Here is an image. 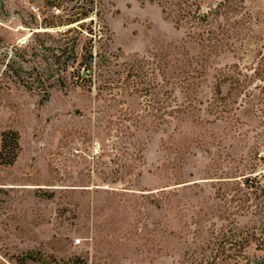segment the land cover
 Wrapping results in <instances>:
<instances>
[{
	"label": "rangeland",
	"instance_id": "obj_1",
	"mask_svg": "<svg viewBox=\"0 0 264 264\" xmlns=\"http://www.w3.org/2000/svg\"><path fill=\"white\" fill-rule=\"evenodd\" d=\"M81 1L0 0V264H264V194L242 182L264 185V0H192L211 48L156 1L92 0L109 68L94 55L85 79L68 67L31 88L5 73ZM156 49L186 71L140 91L126 64Z\"/></svg>",
	"mask_w": 264,
	"mask_h": 264
},
{
	"label": "trees",
	"instance_id": "obj_2",
	"mask_svg": "<svg viewBox=\"0 0 264 264\" xmlns=\"http://www.w3.org/2000/svg\"><path fill=\"white\" fill-rule=\"evenodd\" d=\"M149 1H156L166 17H170L176 24L182 22L186 23L188 27L192 29V33H196L194 28L197 30L203 29L205 35L202 34L201 38L207 42V46L210 48L214 46L215 42L220 40L210 26L211 22H209L208 13H202L198 3L192 2V0ZM50 6L53 9L57 8L61 10L60 3L58 2L54 1L50 3ZM229 8H231L229 1L221 0L214 8H210L209 10L212 13L218 14L226 12ZM93 10L94 7L92 0H84V2L82 0L80 6H72L70 10H64V14H52V16L60 19L57 22L51 21L40 23V26H37L36 28H44V31H34L33 33L35 36L38 34H44L52 37L53 34H51L50 29H56L59 27V30L57 29V31H54L56 33L55 35L59 38L48 45L43 41H35L34 44L43 52L39 56L35 53L36 48L31 44L33 42L29 43L25 41L23 42L24 44L20 46L21 48L19 46L14 47V49H11L14 53L13 55L11 54L9 58L10 61H7L5 64V73L17 78L20 77L21 72L25 73V78L28 79H18V82L27 88H31V85L34 82L42 81L41 76L43 74L47 76L50 72L57 73L66 70L68 67L73 68V72H75L79 78L85 79L86 77L81 76V70H87V74L90 76V71L94 64V55L99 57L98 60L101 64L109 68L110 51L103 54L100 51L94 53L92 49L91 41L96 36L92 27L94 22V18L92 17V13H94ZM197 34L200 33L197 32ZM28 48H31V52L27 53ZM8 53V51L3 52V56H7ZM0 54L2 55L1 52ZM171 57L172 56L168 50L156 49L147 51L143 55H134L130 58L126 64L128 67L127 73L130 76H141L146 79L143 81V86L137 83L134 86H139L140 91L151 92L158 87L159 83L156 82L158 76L162 77L165 86L172 84L170 83V79L173 80L178 77L177 75L184 74L187 65L185 61L187 59L185 61L182 58H176L173 60ZM148 74L153 77H147ZM59 78L60 75H57L56 80L58 81ZM216 91L220 94L218 88ZM165 92L170 95L172 90L166 89L164 93ZM220 99L222 100L223 98L221 97ZM242 182L247 187H258L264 194V185L257 186L254 180L247 177H245ZM261 205L264 211V197L262 198ZM229 240H233L232 235L228 236L224 233H220L218 244H226ZM224 251L225 250L222 248L219 253H224ZM211 258L214 259V255L211 256Z\"/></svg>",
	"mask_w": 264,
	"mask_h": 264
},
{
	"label": "water",
	"instance_id": "obj_3",
	"mask_svg": "<svg viewBox=\"0 0 264 264\" xmlns=\"http://www.w3.org/2000/svg\"><path fill=\"white\" fill-rule=\"evenodd\" d=\"M86 73H87V71L85 69L81 70V76H83V77L86 76Z\"/></svg>",
	"mask_w": 264,
	"mask_h": 264
}]
</instances>
